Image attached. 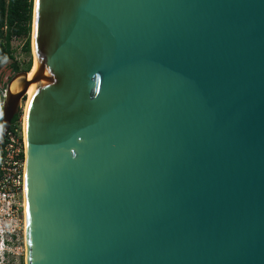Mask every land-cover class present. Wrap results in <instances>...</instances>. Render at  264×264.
<instances>
[{
	"label": "water",
	"instance_id": "obj_1",
	"mask_svg": "<svg viewBox=\"0 0 264 264\" xmlns=\"http://www.w3.org/2000/svg\"><path fill=\"white\" fill-rule=\"evenodd\" d=\"M35 25L0 124L37 83L26 264H264V0H40Z\"/></svg>",
	"mask_w": 264,
	"mask_h": 264
},
{
	"label": "built area",
	"instance_id": "obj_2",
	"mask_svg": "<svg viewBox=\"0 0 264 264\" xmlns=\"http://www.w3.org/2000/svg\"><path fill=\"white\" fill-rule=\"evenodd\" d=\"M6 90L1 96L3 105ZM21 117L0 141V264L26 254L27 139Z\"/></svg>",
	"mask_w": 264,
	"mask_h": 264
},
{
	"label": "trees",
	"instance_id": "obj_3",
	"mask_svg": "<svg viewBox=\"0 0 264 264\" xmlns=\"http://www.w3.org/2000/svg\"><path fill=\"white\" fill-rule=\"evenodd\" d=\"M33 0H0V62L12 60L10 66L16 73L21 65L14 56L12 40L14 37L24 36L25 52H31ZM31 63L25 68L30 71ZM21 116L17 114L12 123L14 124ZM2 117V105H0V124Z\"/></svg>",
	"mask_w": 264,
	"mask_h": 264
},
{
	"label": "rangeland",
	"instance_id": "obj_4",
	"mask_svg": "<svg viewBox=\"0 0 264 264\" xmlns=\"http://www.w3.org/2000/svg\"><path fill=\"white\" fill-rule=\"evenodd\" d=\"M35 9V0H33V16H32V33H31V52L27 53L25 52V40L26 38L24 36L20 37H14L12 40V45L14 48V56L15 59L20 62L21 70L25 71V68L28 66L29 63H31V68L34 63V53H33V25H34V11ZM12 60H6L0 62V102H2L3 99H1V96L3 95L4 91L6 90V86L8 82L11 80V78L14 76L15 72L12 70L10 63ZM29 96H25V98L22 101V105L20 107L21 113V119L24 117V112L26 108V104L28 102ZM12 264H26V254L25 252L23 254L18 255L16 259L12 261Z\"/></svg>",
	"mask_w": 264,
	"mask_h": 264
},
{
	"label": "bare ground",
	"instance_id": "obj_5",
	"mask_svg": "<svg viewBox=\"0 0 264 264\" xmlns=\"http://www.w3.org/2000/svg\"><path fill=\"white\" fill-rule=\"evenodd\" d=\"M35 22H36V3H35V13H34V25H33L34 29H33V44H32L33 45V53H34V63H33L32 68L30 69V71H28V80L29 81L33 80L35 78L36 74H37L36 50H35V26H36L35 25ZM36 87H37V83L32 84L30 86V88L28 90V96H29V98H28V102L26 104V108L25 109H27V107L29 105V100L32 97V94H33V92H34V90H35ZM11 89L12 90H15V91L18 89V82H17V80H14L13 81V83L11 85ZM26 111L27 110H25V112ZM25 112H24V120H25V115H26ZM24 124H25V122H24Z\"/></svg>",
	"mask_w": 264,
	"mask_h": 264
},
{
	"label": "snow or ice",
	"instance_id": "obj_6",
	"mask_svg": "<svg viewBox=\"0 0 264 264\" xmlns=\"http://www.w3.org/2000/svg\"><path fill=\"white\" fill-rule=\"evenodd\" d=\"M35 3H36L37 5H39L40 0H35Z\"/></svg>",
	"mask_w": 264,
	"mask_h": 264
}]
</instances>
